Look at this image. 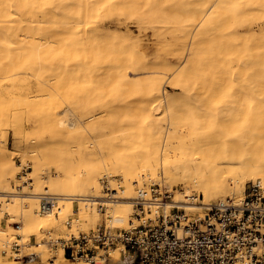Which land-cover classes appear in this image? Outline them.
<instances>
[{
    "label": "bare ground",
    "instance_id": "6f19581e",
    "mask_svg": "<svg viewBox=\"0 0 264 264\" xmlns=\"http://www.w3.org/2000/svg\"><path fill=\"white\" fill-rule=\"evenodd\" d=\"M20 4L22 0H0V68L3 69V65H6L3 71L0 69L1 87L3 81H9L15 87V84L20 85L18 80L27 79L29 74L36 75V66L19 57L24 53L43 50L50 65L57 60L60 63L72 60L77 66L83 65L84 70L79 72L81 81L99 84L101 82L96 76L104 74L106 82L103 84L111 91L108 93L111 99L91 102L86 113L75 111L77 107L73 108L72 103L64 98L55 100L53 94H47L43 101L44 97L35 98V104L41 105L42 102L44 105L42 113L45 120L34 125L35 132L41 130V133H35L30 140H26V147H33L30 149L32 152L38 146L50 148L56 139L55 129L69 134L80 129L99 130L103 132L98 134L109 133L113 142L110 150L93 157L92 166L89 163L84 165L75 179H70L67 173L62 172L63 176L49 178V185L44 188L45 183L40 182L36 189L29 191L23 187L20 190L8 188L7 179L15 174L14 169L6 174L7 167L13 164V156L0 139V197H6L3 204L7 209L25 205L30 209L32 216L28 220L27 230L23 228V233H37L40 226L55 219L52 211L43 214L33 210L38 193L47 191L62 194L65 203L57 208L64 212L63 209L71 208L70 202L77 196L102 195L97 193V174H121L130 191L132 181L158 180L157 168L161 167V178L165 183H186L192 180L194 187L202 190L204 202L223 198L226 192H231L228 183L234 184L240 177L249 175L253 180L259 177L264 186V17L258 15L261 12L256 14L260 18L251 15L256 17L249 19L247 15L256 13L257 10L264 11V0H51L47 5L49 12L56 13L57 8H62L71 13L64 14L60 20L43 15V35L39 38H24L23 42L21 30L29 20L26 18L25 22L21 14H16V8ZM227 4H234L240 19H234L227 26L223 24L222 29L232 36L224 40L223 44H214L210 36L213 26L207 28L208 37L204 38L202 36H205V30L198 25L204 24V20L208 21L214 11L223 9ZM126 6L134 10L123 15L121 9ZM167 7L176 14L184 9L190 17L182 28L185 31H179L182 37H189V45L186 48V40L176 63L180 61L184 51L185 55L188 52V56L177 71L173 87L179 90H174L173 93H166L163 89V71L158 69L160 65L158 68L154 66L155 61L149 63L148 57L141 50L140 41L141 35L147 33L144 32L147 30H151L158 38L165 37L158 21ZM112 9L118 10L115 16L108 14ZM131 26L136 28V32ZM91 29L94 30V38L91 37ZM201 33L202 36L199 37L198 34ZM103 40L108 43L110 57L107 50L103 56L97 55V44ZM248 42L256 44L252 45L253 48L248 45L250 49H247ZM227 49L229 51L224 52ZM13 50L16 59L2 61L5 57H10ZM49 51L51 59L48 58ZM57 56L62 60L55 59ZM163 60L167 61L168 58ZM160 64L163 67L165 65L164 62ZM50 65L48 64L47 69L52 75L56 70ZM207 68L214 73L210 75L214 82L213 92L208 96L209 100L192 102L187 90L196 87L204 79L202 71ZM227 69H231L235 75L226 73ZM140 73L146 75L135 78L130 75ZM35 77L38 84L46 85L44 77ZM229 88L235 90L234 96H230L232 93ZM102 91L104 90L95 94L102 95ZM84 117L88 118L87 125L82 121ZM98 134L94 132L95 136ZM58 142L56 144L61 141ZM27 148L20 153L21 160L25 159ZM47 155V151L39 152L36 162H47ZM96 165L98 167H93ZM37 173L44 174L45 171ZM75 183L81 187L73 190L71 187ZM127 187L125 186L126 189ZM91 188L95 193L90 192ZM112 188H117L116 184ZM126 189L124 191L129 192ZM177 199L179 198H175L176 201ZM106 205L116 221L121 225L127 224L131 210L127 201ZM80 211L85 214L88 212L82 206ZM81 223L76 222L79 225ZM12 227L16 229L14 225ZM6 233L7 230L0 228V240L6 237L4 240L9 244L16 239L13 236L9 239ZM41 244L44 245L43 242ZM42 257L40 254V260L24 264H89L63 258L61 250L52 260L45 261ZM124 263L125 259L116 253L112 254L106 264Z\"/></svg>",
    "mask_w": 264,
    "mask_h": 264
},
{
    "label": "rangeland",
    "instance_id": "374dc122",
    "mask_svg": "<svg viewBox=\"0 0 264 264\" xmlns=\"http://www.w3.org/2000/svg\"><path fill=\"white\" fill-rule=\"evenodd\" d=\"M50 1L51 0H22V4H20L16 8V14H21L25 22H26V18L29 20V23L27 22L25 24L22 23L23 24V27L21 30L22 31V34H21L22 42L24 38L30 39L32 36L39 38L43 35L44 33V22L42 21V19L44 18L43 15L46 14L51 17L54 16L56 19L60 20V19H63L64 14L71 13L65 9L62 10V8H57L58 10L57 9L56 10L58 12L56 13L49 12L47 10V5H49ZM73 10L75 11V9ZM133 10L134 9L129 8L128 6L123 7L121 9V11H123L122 13L123 15L128 14ZM116 11L118 10L112 9L108 12V14L115 16ZM214 12L212 14L213 16L208 21L204 20V24L198 25L199 27L200 26L202 27L203 31L205 30L204 32L205 36H202V33L198 35L199 37L200 36L204 38L208 37V35H206L208 34L207 28L213 26L211 27L213 31V33L210 35L211 40L213 41L214 44H220V43L223 44L224 40L230 39L232 36L230 33H227L222 29L223 24H226L227 26L229 23H233L234 19L238 20L240 18L239 16H237L238 11L237 12L235 11L234 4L233 5L227 4V6L224 7L223 9L220 8L216 10L215 13ZM258 12H261L260 14H258L259 16L263 15L264 17V11L257 10L256 13L255 12H251V14L248 13L247 14L248 18L251 19L253 17L251 15H256ZM102 16H105V15H100V17ZM256 16H254L253 18H255ZM188 17L189 15L185 13L184 9L180 11V13L176 14L174 10H171L170 8L167 7L164 14L160 16L159 21H158L160 25L159 26L160 30L162 34H165V37H162V39L158 38L157 36H154L152 34L151 30L144 31V32H147L145 34L144 32H142V34L144 35H141L140 37L141 50L144 53V55L148 57L149 63H153V61H155L154 66L157 67L160 65L159 68L158 67L157 68L163 71L162 72V75H163L162 86L166 93H173L174 90H175L174 92H177L179 90L173 87V83H175V81L177 80V77H176L177 71L185 63L187 56H188V52L185 55L186 51H184L182 58L180 59L178 63H176V60L178 59L177 57L180 55V50L184 48L183 44H185L186 40H187V44L185 45L186 48H188V45H189V37L187 36L182 37L181 34H179L180 33L179 31H182V30L185 31L182 28L184 27L185 22H187ZM131 27L136 32V28L134 26H131ZM183 31L181 33H183ZM90 34H91V37L94 38L93 29H91ZM167 41L170 43L169 44L166 43ZM250 43L251 42H248L246 44L247 49H250L249 48L250 46L252 45L254 46L256 44V43H252L251 45ZM97 46H99L97 50L98 56L100 57L103 56L107 50L109 53V57H110L111 52L109 50V46L106 41L103 40L101 43L97 44ZM114 48L117 49V47H114ZM242 48H244V46ZM225 51L227 52L229 51V49L224 50V52ZM247 51H250V50H247ZM50 52L51 51H49V54L47 53L48 58L50 57ZM156 55H158L159 57ZM9 56L10 57H5L2 61H10V60L16 59V54L14 50ZM154 56H156V59L154 58ZM22 57H25V58H22ZM19 58H21L22 61L24 62L27 61L30 64H34V67L36 66V70H37L35 72L37 73L36 75L39 77H44L45 78L44 82H46V85L39 83L41 87H38L39 85L38 80L36 77H35L36 79L34 78V76L36 75L33 76L32 74L31 75L29 74L27 79L22 78V81L18 80L21 86L20 85L16 86L15 83L18 84V82H15L14 83L15 87H13L12 84L9 83V81H6V82L3 81V83L1 84L3 85V87L0 86V92H2L0 93L1 94L0 95V137H1L0 139H1V143L5 142L6 147L11 150L10 152L12 153V156H13L12 157L13 164L7 167L8 170L6 174H8V171H10L11 169L15 170L14 172L15 174L13 177L7 179L8 188H12V186L18 185L20 187H23V189L25 190L32 191L36 189L38 183L40 182H43V184L45 183L43 185V188H44V186L49 183L48 181L49 178H53V176L56 177V175L63 176L62 172L67 173L70 179H75V176L81 173V169H83L84 165H87L89 163L88 165L92 166L91 161H93V157L101 156L102 152H106V150H110L111 144L113 143L112 138H110L109 133L98 134V133L103 132L99 130L80 129L77 132L71 131L72 134H69V132L65 133V131L62 132V131H58L55 129L54 135L56 139L54 140V143L53 145H51L50 148L38 146L36 147L34 152L30 151V149L33 147L27 148L25 145V141L30 140L29 138L33 136L35 133H38V134L41 133V130H38L37 132H35L34 125L43 123L45 120L43 118V113H42V111L44 110V107H43L44 105L42 104V102H41V105L35 104L34 99L40 98V97L42 99L44 97L42 99L43 101L47 97L46 96L47 94H53L55 97V100H61L64 98L65 100L72 103L73 108L74 106L77 107L75 111L86 113L88 110V107L91 105V102L96 103L98 100L105 101L108 98L111 99L110 95L108 94V93H111V91L106 89V84H103L104 82H106L105 77L103 76L104 74H98L96 76V78L101 82L99 84L81 81L82 76L81 74H79V72H82L84 70V66L83 65L77 66L76 64L71 62L72 60L71 61L64 60V61H61V63L59 60H57L52 65H50V63H47L44 57L43 50H40L34 53L33 52L24 53L20 55ZM157 58L158 59L160 58V59L158 60ZM162 58L163 59L168 58V60L166 61V60H163ZM49 59H51V57ZM55 59H61V58L57 56L55 57ZM169 59H170V62H169ZM156 60H158L159 62L158 61L156 62ZM165 61L168 62L169 65ZM162 62H164L165 64L164 67L160 64ZM1 64L2 62L0 63V65ZM48 64L54 67V69L56 70L53 72L54 74L52 75L50 71H48L49 69H47ZM5 67L6 65H3V69L1 68L0 69L3 71ZM77 67H78V70H77ZM231 69H227L225 72L230 75H233L234 72L231 71ZM202 72L205 74L204 79L201 82H199L196 85V87L193 86V87L188 88L187 90L190 95L189 99L192 102L197 101V102L202 103L206 100H209L208 96L213 92L214 82L210 79V75L214 73L212 72L210 68H207L203 70ZM41 73H43V75ZM130 75L131 77L135 78V77L143 76L146 74L140 73V74H130ZM34 80H36V83ZM6 86L8 88H6ZM101 90H104L102 91L104 94L102 95L95 94L96 92H100ZM229 90H231L230 93H232L230 96H234L235 90L230 89V88ZM93 91H94V94H92ZM6 92H7V95H6ZM31 101L33 102L31 103ZM82 106H83V109H82ZM87 119L86 117H84L82 120L85 125L89 123L87 122ZM46 124H49V123L47 122ZM47 127L49 128L48 125ZM18 129H19V132H18ZM16 130L17 132H15ZM94 132H96L98 135L95 136ZM58 141H61L60 144H56V143H59ZM78 146H81V148H79ZM25 148H27V155L25 156L24 160H21L19 155L20 153L25 151ZM43 150L47 151L48 153L47 155L48 161L44 163H37L36 162L37 154ZM20 163L24 165H29V167L27 168L26 176L21 177V178H19V171L21 168ZM93 167H98V165L93 166ZM99 169L100 168H98V170ZM37 171L38 172L45 171V173L44 174L37 173ZM161 172H162V168L158 167L157 168L158 180L157 179H154V180L143 179L141 180L142 182H138L136 180L132 181L130 191L126 185V181H124V178L121 174L114 173V172H110L109 174L108 173L101 174V175L97 174L98 177L96 178V181H97L98 188H99L97 190V193L101 194L102 178L106 177L108 181L111 183V185L116 184L117 186V183L120 182L121 185L124 187V189H126L125 188L126 186L127 187L126 190L129 191L131 194L125 191L124 193L125 194L129 193V195L133 194V191L135 190L136 186L147 185L150 182H158L164 185L166 184L165 186L172 187V189L174 190V198H179V199H181V197L183 198L182 192L184 190L187 192L194 190L195 192H198L200 194V198L201 197L204 198V194L202 190L194 187L193 182H191L192 180H188L186 181V183L184 181H180V182L179 181H175V182L166 181L165 183L164 180H162L161 178L162 176ZM243 178L240 177L238 181L234 184L228 183V187L231 189V192H226L224 197L239 196L242 194L243 189L248 185V183H250L251 181L260 182L259 177H256L255 180H253L254 178H252V176L249 177V175ZM23 179H26V180H23ZM80 187L81 186L79 184L75 183L71 188L75 190ZM56 191L59 192L61 190L56 189ZM90 192L95 193L92 188L90 189ZM5 199L6 197H0V228L7 230L6 234L8 235L9 239L11 236H13V239H15L16 237L14 236V233H20L22 238L19 239V242L24 243V244L20 246L19 251L17 253H13L10 250L9 245H6L7 241L4 240L6 237H4V239L2 237V239L0 240V264H7V262H12L15 264H24L27 261L35 262L36 260H40L39 258L40 254L41 256H43L41 259L45 261H49L57 257L60 250L49 251L47 245H45L44 243H43L44 245L41 244L43 242L41 238L46 236L45 232L48 229H52V231H54L55 233H63L67 231V227L64 223V219L66 218L67 214L72 210V207H73L72 200L70 202L71 208L69 210L63 209L64 212H62V211H58L59 209L57 208L56 212H53V216L55 219L46 223L44 226H40L38 228L37 233L30 232L26 235L22 231H23V228L26 229L28 227L27 226L28 220L30 216H32L29 211L30 209L28 208L27 205L20 206L14 209H7V207L4 205ZM215 199H219V198H215ZM215 199H212V200H215ZM63 203H65V201L63 200L59 201L57 207L60 204L62 205ZM80 206H82L83 209H87V207L85 206L83 202L80 203ZM37 208H38V199H36V206L35 205L33 206V210L38 211ZM87 211H88L87 214L81 211L79 212L80 215L82 214L81 217L86 218L87 221L82 222L81 225L76 224V222L78 223V221H75L72 224L73 228L74 227L75 228L76 227L87 228L90 222L94 221L97 218L98 215L96 213H93V211L89 212L88 209ZM14 221H20L21 226L19 228L21 229H14L12 227L14 225L13 224ZM3 249H5L6 252H4ZM116 253L117 252H114L113 254H116ZM15 256H18V257H15ZM74 261L75 262L80 261L84 263L83 260H74ZM27 264H32V263H27Z\"/></svg>",
    "mask_w": 264,
    "mask_h": 264
},
{
    "label": "built area",
    "instance_id": "2783aa9c",
    "mask_svg": "<svg viewBox=\"0 0 264 264\" xmlns=\"http://www.w3.org/2000/svg\"><path fill=\"white\" fill-rule=\"evenodd\" d=\"M28 167L21 164L19 178L26 176ZM101 194L72 200L64 219L67 231L48 229L41 238L49 251L61 250L64 258L89 264H105L114 252L126 264H264V186L258 181L248 183L239 196L209 202L194 190H184L176 201L172 187L158 182L136 186L133 195H126L120 182L113 189L106 177ZM37 198L43 213L56 212L62 200L47 191ZM118 201L131 206L126 225L108 211L106 203ZM81 202L98 216L87 228H73V222L87 221L79 213ZM13 224L21 226L20 221ZM14 236L6 245L17 253L24 243L18 241L20 233Z\"/></svg>",
    "mask_w": 264,
    "mask_h": 264
}]
</instances>
